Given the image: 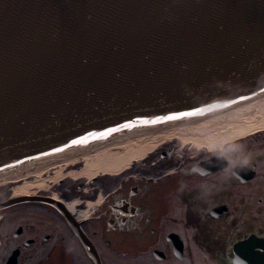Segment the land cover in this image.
<instances>
[{
    "label": "water",
    "instance_id": "water-1",
    "mask_svg": "<svg viewBox=\"0 0 264 264\" xmlns=\"http://www.w3.org/2000/svg\"><path fill=\"white\" fill-rule=\"evenodd\" d=\"M262 94L264 0H0V176Z\"/></svg>",
    "mask_w": 264,
    "mask_h": 264
},
{
    "label": "flooded vegetation",
    "instance_id": "flooded-vegetation-1",
    "mask_svg": "<svg viewBox=\"0 0 264 264\" xmlns=\"http://www.w3.org/2000/svg\"><path fill=\"white\" fill-rule=\"evenodd\" d=\"M227 143L250 155L235 174L219 146L180 158L161 147L91 177L80 159L51 185L66 161L30 167L0 187V204L27 197L0 208V264H264V128ZM39 171L45 187L15 193ZM250 238L258 246L237 247Z\"/></svg>",
    "mask_w": 264,
    "mask_h": 264
},
{
    "label": "bare ground",
    "instance_id": "bare-ground-1",
    "mask_svg": "<svg viewBox=\"0 0 264 264\" xmlns=\"http://www.w3.org/2000/svg\"><path fill=\"white\" fill-rule=\"evenodd\" d=\"M264 127V94L241 103L233 108L188 121L141 137L95 149L77 157L63 158L66 163L75 164L78 160L99 159L111 153L113 156L137 160L147 150L164 142L177 140L194 143L213 149L229 142L233 134L246 131L255 133ZM132 150V151H131ZM129 163V162H128ZM126 163V165L128 164ZM61 166H59V169ZM58 169V168H57ZM101 171V170H100Z\"/></svg>",
    "mask_w": 264,
    "mask_h": 264
},
{
    "label": "rangeland",
    "instance_id": "rangeland-1",
    "mask_svg": "<svg viewBox=\"0 0 264 264\" xmlns=\"http://www.w3.org/2000/svg\"><path fill=\"white\" fill-rule=\"evenodd\" d=\"M246 133H247L246 131H241V132L235 133V134H233L232 138L237 137L239 135H244ZM167 144H171V142H168V143L164 142L162 144H159V145L152 147L151 149L147 150L142 156L137 157V158H139L137 160L139 162H141V160L145 157V155L147 153H149L150 151L155 150L157 148H161V147H166V149L169 151L173 150L171 152V154L175 155L177 158H180L182 155H185L186 152H188L189 150H190L189 152H191L192 155L197 154L198 151L201 150V146H198L197 144L184 142V141H180V140H177V143L171 144V146H169ZM168 146H169V149H168ZM64 161H66V160H61L60 162H64ZM89 161H92L90 167H88L85 171H83L82 174H87L89 177H91V176L97 175L100 170H105V171L111 170L112 173H116V172L122 171V170L125 171L126 169L129 168L130 162L132 160H129L128 157H126V158L122 157V159H120L117 156H113L111 153H109L105 156H102L99 159H91ZM109 163H114V165H112L111 167H108L107 165ZM126 163H128V164L126 165ZM67 165H70V163L67 162L66 164L61 166L62 167L61 171L57 172V174L55 175V177L53 178V180L50 183L48 182L50 185L53 184L54 182L58 181L59 179H61L67 173L66 170L63 169L64 167L67 168L68 167ZM40 168H42V167H40ZM41 170H43V169H41ZM26 172L27 173L16 174L14 176L12 175L11 179H13V178L18 179L21 177H26L27 174H29L30 172H34V171L30 169V170H26ZM38 173H39V177L37 178L38 180L35 181V183H29V181H30L29 179H24V180L19 181L18 183L23 184V185L21 187H19L15 193L24 194V193H29L32 191H37L38 189L45 187L44 182H45L46 177L45 176L43 177V175L41 174L40 171ZM71 175L73 177L78 176L77 173H75V174L72 173ZM8 178H10V177L0 178V187H9L12 185L11 183L5 182V181L9 180Z\"/></svg>",
    "mask_w": 264,
    "mask_h": 264
},
{
    "label": "clouds",
    "instance_id": "clouds-1",
    "mask_svg": "<svg viewBox=\"0 0 264 264\" xmlns=\"http://www.w3.org/2000/svg\"><path fill=\"white\" fill-rule=\"evenodd\" d=\"M225 144H227V146H225ZM225 144L219 145L220 155L227 161L224 171L228 172L232 170L233 174H235L234 170L237 167L245 166L250 163V155L243 152L242 145L228 144L227 141H225ZM212 147L215 148L216 146L213 145Z\"/></svg>",
    "mask_w": 264,
    "mask_h": 264
},
{
    "label": "snow or ice",
    "instance_id": "snow-or-ice-1",
    "mask_svg": "<svg viewBox=\"0 0 264 264\" xmlns=\"http://www.w3.org/2000/svg\"><path fill=\"white\" fill-rule=\"evenodd\" d=\"M203 111V109H194L192 111H189V112H182V113H176V114H173L171 116H167V117H158L157 120H175V119H179L183 116H192V115H198L200 114L201 112ZM143 123H152L153 121H148V120H145V121H142ZM126 127H131L132 124L129 123V124H126L125 125ZM109 132L112 131L111 129L108 130ZM105 133H100L99 135H104ZM89 136H95L97 135V133H89L88 134ZM84 142V138H81L79 140H75L73 141V143H83Z\"/></svg>",
    "mask_w": 264,
    "mask_h": 264
}]
</instances>
